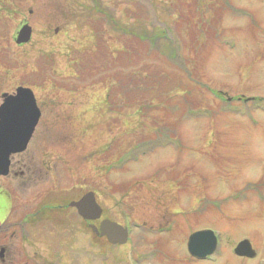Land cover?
<instances>
[{
  "label": "rangeland",
  "instance_id": "374dc122",
  "mask_svg": "<svg viewBox=\"0 0 264 264\" xmlns=\"http://www.w3.org/2000/svg\"><path fill=\"white\" fill-rule=\"evenodd\" d=\"M22 22L32 36L18 46ZM0 33V103L28 86L41 110L14 158L28 173L0 178L10 195L0 228L88 192L100 220L131 228L112 245L75 212L48 209L0 241L3 264H128V253L141 264H264V0H0ZM87 57L99 79L80 72ZM126 74L130 98L115 81ZM204 229L219 245L198 262L186 245ZM243 240L254 258L233 253Z\"/></svg>",
  "mask_w": 264,
  "mask_h": 264
},
{
  "label": "water",
  "instance_id": "95a60500",
  "mask_svg": "<svg viewBox=\"0 0 264 264\" xmlns=\"http://www.w3.org/2000/svg\"><path fill=\"white\" fill-rule=\"evenodd\" d=\"M31 29L21 28L16 40L17 44H25L30 40ZM0 106V176H6L9 170V157L26 149L34 128L40 116L34 96L29 89L18 88L14 96L3 95ZM84 220H97L102 211L97 205L92 193L85 194L78 202L70 204ZM96 234L105 237L109 243L124 244L127 232L108 220L100 223L99 230L93 228ZM216 249V238L211 231H200L192 234L187 243V251L193 258L203 259ZM239 257L254 258L247 240L240 242L234 250Z\"/></svg>",
  "mask_w": 264,
  "mask_h": 264
},
{
  "label": "flooded vegetation",
  "instance_id": "af4514ba",
  "mask_svg": "<svg viewBox=\"0 0 264 264\" xmlns=\"http://www.w3.org/2000/svg\"><path fill=\"white\" fill-rule=\"evenodd\" d=\"M1 1H6V0H1ZM6 2H2L1 4H5ZM9 5H11V4H9ZM13 5V4H12ZM11 5V6H12ZM14 6V5H13ZM8 8H6V10H7ZM8 11H12V12H15V14L17 13V11H18V8H17V2H15V7H10V10H8ZM29 13H31V12H29ZM2 22V21H1ZM2 25L3 26H5V23L3 22L2 23ZM23 25H26V26H28L30 29H31V36H32V28H31V26L27 23V22H22V24H21V26H23ZM20 26V27H21ZM6 37V33H0V38L1 39H4ZM16 37H17V33L15 34V36H14V44H16L15 42H16ZM30 40H31V38H30ZM17 45V44H16ZM18 46H20V45H18ZM24 87H28V86H24ZM17 88V87H16ZM15 88V89H16ZM29 88V87H28ZM15 89L14 90H12V91H10V93H8V92H3V93H8V94H14V91H15ZM2 93V94H3ZM1 94V95H2ZM26 153V152H25ZM25 153H23V154H21V155H24ZM17 156H20V155H17ZM16 156H14L12 159H11V161H10V166H9V174H11V172H12V170H13V168L16 166L17 168H19L18 170H17V172H15V173H13V176H15V177H18V176H24V174H26V173H28V171H29V166L26 164V162L25 161H22V164L20 163V162H17V164H14L15 162H14V158H15ZM9 176V175H8ZM7 190H1L0 191V218L2 217L3 218V211L5 210V209H7L9 206V203L10 202H8V201H5V196H8V197H10V195L6 192ZM6 204H7V206H6ZM12 207L10 206V209H11ZM48 209H51V211H53V212H56V213H58V212H61V214H63V212H67V211H72V212H75V210L74 209H72V208H68V207H66L65 205H63V204H61V203H59L58 205L56 204V203H53V204H51V205H48V204H38V207L36 208H34L33 210H32V212H30L29 213V215L28 216H26L25 218H24V221H23V223L24 224H26L27 222H26V220H27V218H32V219H35V220H37V218L38 219H43V218H45L46 219V214H45V212H47V210ZM11 212V211H10ZM26 213V212H25ZM48 213V212H47ZM9 216V215H8ZM1 218V219H2ZM79 218V217H78ZM82 221V223H84L85 225H86V228L88 229V230H90L91 231V225H94L93 223H91V222H85V221H83V220H81ZM23 223H21V224H19L18 223V220L15 222V221H12V222H9L8 223V220H7V222H6V225L5 226H2L3 228H0V241L3 239V238H5L6 236H9V235H15L16 233H18L19 231H20V234H26L25 232H23V229H25L26 227H27V224H26V227H25V225L23 224ZM95 226V225H94ZM11 232H13L12 234H11ZM92 232V231H91ZM93 235H94V237H96V238H100L98 235H96L95 233H93ZM101 239H104V238H101ZM6 252V244H2V243H0V263L1 264H3L4 263V257H5V253ZM129 254V253H128ZM127 254V255H128ZM130 255H131V257H132V254L130 253ZM127 258V257H126ZM141 258H143V261H145V258L144 257H141V256H136V258H132V261L134 262V264H141V262H143L142 261V259ZM34 263V262H33ZM32 263V264H33Z\"/></svg>",
  "mask_w": 264,
  "mask_h": 264
},
{
  "label": "trees",
  "instance_id": "16d2710c",
  "mask_svg": "<svg viewBox=\"0 0 264 264\" xmlns=\"http://www.w3.org/2000/svg\"><path fill=\"white\" fill-rule=\"evenodd\" d=\"M157 39H159V38H157ZM100 40H101V38H98L97 39V43H96V49L98 50V53H100L101 51H103V47L101 46V44H100ZM143 40H145V41H147L148 42V40H150L151 41V39L150 38H148V37H143ZM141 43H143L141 40H139ZM156 44H157V41H151V45H152V48H155L156 47ZM91 55V54H90ZM88 58L89 57H87V61L86 62H88ZM88 63H90V62H88ZM98 68H100V67H98V65L96 66V60L95 61H93L92 63H90L89 65L87 64H85V62H83L82 64H81V67H80V72H82L83 70H92L95 74H94V78H98L99 79V69ZM101 69L103 70V68L101 67ZM123 70H125L124 68H123ZM93 72L91 73V75H89V77L91 78L92 76H93ZM81 75V79H83L84 78V76L85 75H83V73L82 74H80ZM128 74H126L125 75V77L124 78H117L115 81H116V83H118L119 84V88L117 89V91H119V92H121V93H123L124 94V98H127V97H129L130 98V96H128V95H130L129 94V91H128V89H127V87H126V83H128L129 81H130V77H129V75L127 76ZM127 76V77H126ZM111 79L109 76L107 77V79ZM104 80V78H101L100 80H99V82L100 83H103L102 81ZM133 85H135V84H133ZM136 86V85H135ZM114 91H115V88H110V90H109V93L107 94V101L108 102H110L111 101V99L113 98V96H114V98H115V93H114ZM114 101H112V102H110L109 104H112ZM128 104H130L131 105V101L128 103ZM127 104V105H128ZM142 151V150H141ZM132 153H133V151H131ZM129 155V154H128ZM130 156V155H129Z\"/></svg>",
  "mask_w": 264,
  "mask_h": 264
}]
</instances>
